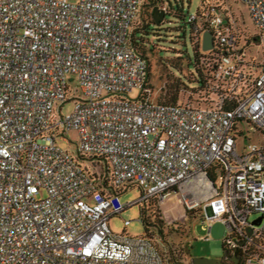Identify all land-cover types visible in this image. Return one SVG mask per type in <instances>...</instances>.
<instances>
[{"label":"built area","instance_id":"1","mask_svg":"<svg viewBox=\"0 0 264 264\" xmlns=\"http://www.w3.org/2000/svg\"><path fill=\"white\" fill-rule=\"evenodd\" d=\"M241 2L263 52L240 48L210 7L202 19L220 53L199 107L140 99L148 64L130 36L142 0H0V264H168L152 239L115 234L110 219L171 195L186 218L227 226L223 264L235 252L237 264H264V0ZM71 130L76 154L58 144ZM78 155L106 158L111 182L142 197L121 204L94 178L101 161L89 172Z\"/></svg>","mask_w":264,"mask_h":264},{"label":"trees","instance_id":"2","mask_svg":"<svg viewBox=\"0 0 264 264\" xmlns=\"http://www.w3.org/2000/svg\"><path fill=\"white\" fill-rule=\"evenodd\" d=\"M237 1L241 2V0H232L231 2L236 4L238 3ZM176 2L177 7L174 8L172 5L171 7H166L164 0H145L138 13L137 19L139 22L137 20V22L135 21L132 25L130 42L136 51L146 59L148 64L147 78L145 80L144 89L140 99H152L153 86L150 84L151 78L153 76L152 54L155 56L157 53L155 49L156 44L158 42L165 41L162 39L163 35L161 32H159L160 28L154 29L153 26L160 27L165 23L166 16L172 15L176 18V20L184 21L185 24H189L191 26V43L194 49V57L192 58L188 52L184 53L175 50L177 53L183 55L179 56V59L183 62L185 61V63L184 65H181L180 62H177L175 65L172 64L176 76H171L170 84L167 88H165L164 94L161 95L158 101L171 105L185 104L191 101L199 107L207 106L210 104L209 99L213 95L211 87L215 83V79L213 78V60L215 56L220 53V50H203V35L205 32L210 30L208 24L203 22L202 18L204 17V14L211 6L216 7L224 15L227 26L233 27V29L239 33L238 46L240 48H244L249 51L251 47L254 46L255 42L258 43L259 35L250 37L248 33H246V30L242 29L238 25L236 14L234 10L231 9V5L229 6L228 1L226 0H218V2H216V0H201L197 12L194 13L197 16V19L194 22L189 21L191 14H189L186 18V14L184 12V0H181L180 2L176 0ZM188 2L190 4L192 0H188ZM157 10L165 12V19L160 23L156 22L155 20V13ZM201 26L203 27V32L199 33L195 29ZM173 30L180 32L183 30V27L180 26L166 29L167 32H172ZM151 36L153 37L151 38ZM164 36H166V34ZM181 40V37H179V41L176 42H180ZM162 52L166 51L163 50L158 53V57L160 59L165 58L160 57ZM191 64L194 65L195 72H191L189 70V66ZM182 66H186L188 69L186 70V68H184L186 70L185 73L182 72ZM247 72L253 76L258 73V67H249L247 68ZM183 77H185L189 83L196 82L197 86L190 87V85H188L183 80ZM77 160L81 162L85 166V169L89 172L92 170L90 165L96 166L97 163H100L99 161H101L103 164V173L100 176L94 174V178L100 182L101 188L106 190L107 193L111 195L119 197L122 193H124V191H126L128 187L135 186L130 184L123 188H117L111 182L110 168L106 158L78 155ZM142 204L143 205L141 207L140 213L141 221L144 224L146 231L145 236L152 239L153 244L165 257V260L168 264H186L184 260V248H182L180 244H175L174 242L167 239V235L165 234V228L167 224L165 220L159 215L158 210H154L157 208V202L154 200H149L147 202H143ZM189 216L192 218L195 217L192 213H189ZM156 240L158 242L161 241L164 248H159Z\"/></svg>","mask_w":264,"mask_h":264},{"label":"rangeland","instance_id":"3","mask_svg":"<svg viewBox=\"0 0 264 264\" xmlns=\"http://www.w3.org/2000/svg\"><path fill=\"white\" fill-rule=\"evenodd\" d=\"M72 2H76L77 0H70ZM181 1V0H177ZM222 1V0H220ZM229 3L231 9L234 10L238 25L246 30V33L250 37L260 35L259 30L255 26L248 7L240 1L238 3H232L230 0H226ZM145 0H142V4ZM166 7H171V5L176 8L177 2L176 0H164ZM218 2V0H216ZM201 3V0H192L189 4L188 0H184V12L186 14V18L189 14H194L197 12L198 7ZM221 4V3H220ZM212 7V6H211ZM138 20V19H137ZM136 20V22H137ZM139 22V20H138ZM183 27V30L177 32L173 30L172 32H167V28H175V27ZM154 29L160 28L159 32H161L162 39L165 41L158 42L156 44V55L152 54L153 61V76L151 78L150 84L153 86L152 89V99L158 101L162 94H164L165 88L170 84L171 76H176L174 73V67L177 62H180L181 65H184L185 61H181L179 56H183L176 51L188 52L191 57H194V49L191 43V35L192 30L189 24H185L184 21L176 20V18L172 15H167L165 23L160 27L153 26ZM183 33V34H182ZM166 34V36H164ZM153 36H151L152 38ZM179 37H181L180 42ZM165 50L166 52H162L160 57H165L160 59L158 57V53L160 51ZM176 50V51H175ZM250 55H258L261 56L263 52V48L257 42L254 43V46L248 51ZM190 71L195 72L194 65L191 64ZM187 67L182 66V72H186L184 69ZM74 80H71V79ZM183 80L190 85V87L197 86L196 82L189 83L188 80L183 77ZM70 88L75 90L78 87V81L74 76H70L69 78ZM139 90L135 89L130 93L131 98H136L139 94ZM80 95H82L79 92ZM70 97H73V91L70 92ZM75 109V102L68 101L62 110V114L64 116L72 114ZM60 112V111H59ZM61 115V112H60ZM80 136L78 131L71 130L66 135L58 136V144L65 150L70 151L72 154H76L77 145L79 143ZM91 168V165H90ZM93 170V168H91ZM95 172L99 175L103 173L102 165L94 168ZM143 195L141 188L138 186H130L119 196V200L121 204H129L138 201ZM142 203H136L133 206L127 208L121 214L115 215L110 219V227L111 230L118 235L127 234L131 237H141L145 236L146 231L144 224L141 221V207ZM157 208L154 210H158L159 215L162 219L166 220V216L170 221L166 222V224H170L165 228V234L167 235V239L174 242L175 244H180L182 248L185 250V262L186 264H191V259L196 257H204V258H212V259H220L223 258L225 253L224 240L227 238L229 231L227 226L220 220H212L208 222H203L201 218L192 219L191 216L186 218L185 211L182 203L180 202L179 196L171 195L169 199H166L162 204H156ZM172 207V209H171ZM174 208V209H173ZM168 210H172L171 212ZM256 217H252L251 219H255ZM125 221H130V225L125 227ZM206 227H211V234L208 233ZM210 237L207 239L206 237ZM157 239V238H156ZM158 240V239H157ZM156 240V241H157ZM157 245L162 249L163 243L161 241H157ZM188 248V249H187ZM251 264H256L255 262Z\"/></svg>","mask_w":264,"mask_h":264},{"label":"water","instance_id":"4","mask_svg":"<svg viewBox=\"0 0 264 264\" xmlns=\"http://www.w3.org/2000/svg\"><path fill=\"white\" fill-rule=\"evenodd\" d=\"M165 19V12L161 10H157L155 13L156 22L160 23ZM214 47L213 44V35L210 31H207L203 35V50L209 51ZM233 257V261L235 264L239 262L238 254L235 252ZM229 257V251L225 250L223 258L220 259H212V258H204V257H196L191 259V264H223L225 260Z\"/></svg>","mask_w":264,"mask_h":264},{"label":"flooded vegetation","instance_id":"5","mask_svg":"<svg viewBox=\"0 0 264 264\" xmlns=\"http://www.w3.org/2000/svg\"><path fill=\"white\" fill-rule=\"evenodd\" d=\"M229 255H230V253H229Z\"/></svg>","mask_w":264,"mask_h":264}]
</instances>
